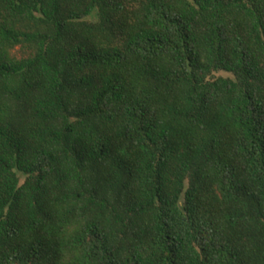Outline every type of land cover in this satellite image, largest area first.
Wrapping results in <instances>:
<instances>
[{
	"label": "trees",
	"instance_id": "16d2710c",
	"mask_svg": "<svg viewBox=\"0 0 264 264\" xmlns=\"http://www.w3.org/2000/svg\"><path fill=\"white\" fill-rule=\"evenodd\" d=\"M0 264H264V0H0Z\"/></svg>",
	"mask_w": 264,
	"mask_h": 264
}]
</instances>
